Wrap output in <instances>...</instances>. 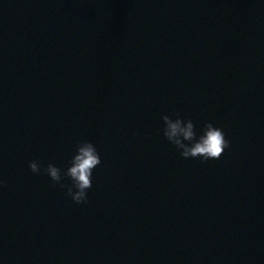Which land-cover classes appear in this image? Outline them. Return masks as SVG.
<instances>
[{"label":"water","instance_id":"obj_1","mask_svg":"<svg viewBox=\"0 0 264 264\" xmlns=\"http://www.w3.org/2000/svg\"><path fill=\"white\" fill-rule=\"evenodd\" d=\"M39 1L0 4V33L26 22L0 47V264H264V3L107 0L112 11L86 8L76 34L55 38ZM94 14L106 25L92 28ZM47 63L77 69L56 76ZM184 66L198 93H175ZM177 114L198 132L222 127L230 147L184 158L164 134ZM18 125L22 159L8 139ZM85 140L102 162L76 203L71 179L44 169L63 175Z\"/></svg>","mask_w":264,"mask_h":264},{"label":"clouds","instance_id":"obj_2","mask_svg":"<svg viewBox=\"0 0 264 264\" xmlns=\"http://www.w3.org/2000/svg\"><path fill=\"white\" fill-rule=\"evenodd\" d=\"M264 3V0H261ZM164 134L168 141L180 150L184 158L219 159L230 147L231 141L227 138L224 129L215 123L208 121L197 131L192 120L185 121L180 115L173 119L164 117ZM102 162L100 152L92 141H82L76 148V154L72 157L66 171L49 163L44 171L53 182H60L63 176L71 179V187L67 189L69 195L76 203L85 202L88 198V190L93 186V173ZM30 168L33 172L41 171L38 161H31Z\"/></svg>","mask_w":264,"mask_h":264}]
</instances>
